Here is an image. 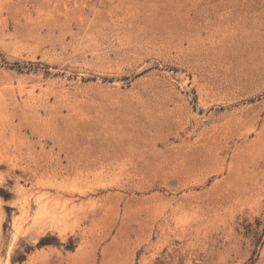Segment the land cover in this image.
<instances>
[{
  "label": "rangeland",
  "instance_id": "rangeland-1",
  "mask_svg": "<svg viewBox=\"0 0 264 264\" xmlns=\"http://www.w3.org/2000/svg\"><path fill=\"white\" fill-rule=\"evenodd\" d=\"M0 264H264V0H0Z\"/></svg>",
  "mask_w": 264,
  "mask_h": 264
}]
</instances>
